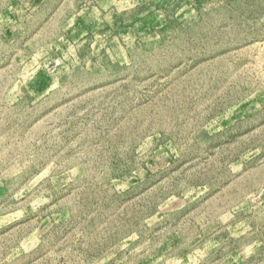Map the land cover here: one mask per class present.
I'll return each mask as SVG.
<instances>
[{
	"label": "rangeland",
	"instance_id": "rangeland-1",
	"mask_svg": "<svg viewBox=\"0 0 264 264\" xmlns=\"http://www.w3.org/2000/svg\"><path fill=\"white\" fill-rule=\"evenodd\" d=\"M0 264H264V0H0Z\"/></svg>",
	"mask_w": 264,
	"mask_h": 264
}]
</instances>
